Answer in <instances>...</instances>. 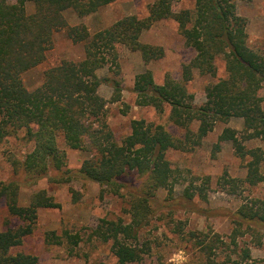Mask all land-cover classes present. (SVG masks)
<instances>
[{"label": "trees", "instance_id": "trees-1", "mask_svg": "<svg viewBox=\"0 0 264 264\" xmlns=\"http://www.w3.org/2000/svg\"><path fill=\"white\" fill-rule=\"evenodd\" d=\"M115 1L0 0V142L23 130L25 141L32 145L22 160L11 163L14 178L0 182V202L8 213L6 224L0 226V264H38L37 256L14 250L33 233L40 209L61 207L46 189L33 193L23 206L21 189L42 180L58 185L76 179L97 183L103 192L126 199L130 221L102 219L90 239L111 243L119 264L142 262L152 252L153 242L144 240L141 233L161 207L158 192L165 190L166 201L173 203L176 186L184 179L182 172L172 167L168 152L192 151L218 124L232 120H241L243 128H225L215 147L218 150L222 143H231L246 171L244 178H233L225 172L217 182L223 191L242 201L232 216L233 255L239 257L238 239L244 235L245 225L249 230H253L252 225H264V54L248 43L247 20L238 13V0H196L193 9L180 11L174 10L175 0H157L149 6L147 17L127 16L94 34L85 25L70 27L64 16L72 10L83 18ZM27 3L34 4L31 14ZM163 20L178 24L193 56L183 65L180 80L168 76L164 84L158 85L150 70L137 75L136 103L160 114L169 107L170 122L184 135L176 137L163 125L133 120L130 134L118 141L106 122L107 101L99 88L112 83L113 101L117 102L120 83L100 78L98 71L108 67L119 74L121 48L139 53L146 64L162 59L164 48L143 44L141 36ZM64 29L73 43L83 45L84 60L63 61L46 70L42 85L28 90L24 74L46 61L54 34ZM219 59L225 76L206 86L205 101L197 105L187 85L197 74L216 77ZM60 141L70 149L88 152L90 157L79 168L64 171L67 156ZM131 174L134 182L126 183L125 177ZM199 179L184 188L182 199L209 201L210 178L197 184ZM257 187L262 188V197L245 196L247 189ZM78 200L74 196V201ZM168 223L174 225L172 233L185 235L182 221L170 217ZM186 237L208 254L224 245L219 234L189 232ZM45 241L50 245L66 244L70 254L75 255L83 238L69 231L61 235L51 231ZM231 256L228 261L238 264ZM240 257L243 261L251 259L250 249L245 248Z\"/></svg>", "mask_w": 264, "mask_h": 264}, {"label": "rangeland", "instance_id": "rangeland-1", "mask_svg": "<svg viewBox=\"0 0 264 264\" xmlns=\"http://www.w3.org/2000/svg\"><path fill=\"white\" fill-rule=\"evenodd\" d=\"M15 3L17 0H8ZM157 0H116L112 4L100 8L96 13L80 18L68 10L64 16L70 27L85 25L91 34L106 29L127 16L145 18L148 8ZM196 0H175L174 10L193 9ZM29 14L35 10L33 3H27ZM237 9L240 16L247 20L248 43L250 47L264 54V0H238ZM141 42L152 46L164 48V57L152 63H144L139 53H132L120 49V71L114 74L108 67L98 71L100 78H110L120 83V94L117 102L113 101L114 87L112 83L103 84L99 94L107 101L106 122L114 133L116 140L120 141L131 132L133 120H146L160 124L176 137H183L184 133L169 120L170 108L160 114L151 107L137 105V95L134 92L136 76L150 70L156 84H164L166 78L171 76L175 80L181 79L182 67L193 56V50L185 45L179 33L178 24L173 20H163L155 23L141 36ZM85 58L82 44H75L67 35L66 29L54 34L53 44L47 53L46 61L40 66L30 70L23 76L28 90L33 91L40 87L44 81V72L63 61L79 63ZM217 75L201 76L197 74L188 83V91L195 96L197 105L205 101V88L225 76L224 64L221 59L217 61ZM264 96V89L262 90ZM116 98V95H115ZM225 128L241 130L243 122L232 120L228 124H218L202 142L201 146L192 151L185 152L171 150L168 160L174 169L182 172V184L176 186L175 202L166 201L168 196L165 190L157 194L159 211L151 224L142 231L144 240H151L152 252L145 259L136 264H231L228 257L238 264H264V225H252L253 230L243 228L244 235L238 239V256L233 255L236 249L230 245V236L234 229L232 216L242 201L229 195L217 185L218 179L225 173L233 178H244L246 171L243 162L235 156L232 144L222 143L216 149L219 135ZM197 129L196 126L193 128ZM25 131L7 137L0 142V182H7L14 178L13 160H22L26 152L32 150V145L25 139ZM258 145L251 143L250 146ZM60 147L65 151L67 163L65 170L77 169L84 160L90 157L88 152L73 150L60 141ZM134 174L127 175L125 182H134ZM195 178L201 184L204 178H210L209 201L203 202L196 198L187 201L181 198L184 188ZM46 189L55 201L61 205L55 209H40L37 224L33 233L26 237L22 246L16 248L14 253L22 252L38 257V264H119L111 252V243H102L90 239V234L102 219L116 220L122 218L129 222L126 213L128 205L126 199L115 196L110 191L103 192L97 183L76 179L67 184H50L42 180L30 188L23 187L20 192V204L26 206L33 193ZM73 192H75V195ZM263 196L261 187L247 189L245 196ZM75 198L79 199L74 201ZM170 217L182 221L185 225L184 236L172 233L174 225L168 223ZM8 220L6 207L0 202V226L3 227ZM168 223V224H167ZM55 231L61 235L63 231L79 234L83 238L75 255L70 254L67 245H50L45 241L48 232ZM189 232L219 234L224 245H219L213 253L208 254L201 250L195 241L186 237ZM260 241V243H259ZM248 248L251 259L243 261L240 254Z\"/></svg>", "mask_w": 264, "mask_h": 264}]
</instances>
